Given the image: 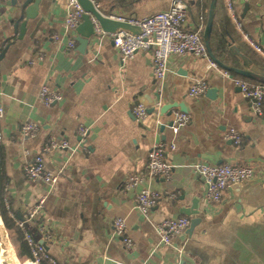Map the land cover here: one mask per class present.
<instances>
[{"label": "crops", "instance_id": "0c3cea01", "mask_svg": "<svg viewBox=\"0 0 264 264\" xmlns=\"http://www.w3.org/2000/svg\"><path fill=\"white\" fill-rule=\"evenodd\" d=\"M90 1L104 16L123 19L141 20L170 7L168 0ZM183 1V29L202 38L210 0ZM230 5L242 31L264 51V0H230ZM66 12L67 0H42L37 18L27 22L19 40L11 0L0 3V188L8 216L23 221L43 201L39 216L26 227L56 264H264V103L263 117L257 118L234 81L255 83L221 70L209 58L184 57L168 62L166 77L158 84L153 50L137 52L122 65L111 36L101 33L81 46L75 30L66 35ZM224 21L235 33L240 54L264 71V60L235 30L225 0H217L215 32ZM69 38L75 47L65 53ZM226 65L242 70L241 63ZM197 81L207 91L190 97ZM44 83L62 95L49 108L37 99ZM155 95L159 104L137 125L132 109L152 104ZM164 106L189 117L177 133L171 124L157 123ZM25 122L40 130L23 143ZM80 128L89 130L83 142ZM230 130L240 134L239 146L225 140ZM48 140L68 144L67 150H52L44 159L45 170L59 174L51 190L24 174V163ZM158 142L172 168L171 184L147 174L150 151ZM224 164L250 167L254 177L225 191L214 204L205 196L198 170ZM145 189L160 197L141 216L137 196ZM177 218L188 219V229L162 245L157 226ZM116 219L125 220L130 248L114 233ZM41 228L46 235L39 234Z\"/></svg>", "mask_w": 264, "mask_h": 264}, {"label": "built area", "instance_id": "2783aa9c", "mask_svg": "<svg viewBox=\"0 0 264 264\" xmlns=\"http://www.w3.org/2000/svg\"><path fill=\"white\" fill-rule=\"evenodd\" d=\"M9 0H0V3ZM170 2L169 10L166 13H158L141 20H130L123 18H109L128 26L140 29L139 35L130 33H119L111 36L113 47L119 52L122 65L125 61L130 60L137 52L153 50V76L158 84H161L167 74L168 62L175 58L194 57L207 59L206 50L202 38L197 33L186 32L183 24L186 16V5L183 0H168ZM228 13L235 30L241 36L242 40L249 46L253 53L264 60V51L253 42L243 31L239 20L235 17L230 0H225ZM87 15L77 5L75 0H67V12L65 18L66 35L72 34L78 27L82 17ZM93 22L94 34H101V30L97 23ZM57 38H55L56 40ZM75 42L69 38L64 42L63 51L70 53L74 50ZM39 61L44 60V56L38 57ZM30 63L29 65H31ZM1 85V78H0ZM234 85L240 91L242 97L249 101L251 110L257 118L263 117L264 103V85L250 84L242 80H235ZM207 91V86L202 81H197L189 89L190 97H198ZM1 95V93H0ZM38 101L49 108L62 99V95L58 91L51 90L45 83L39 88L37 94ZM3 114V108L0 105V118ZM134 122L137 125L143 124L148 116V109L143 105H136L132 109ZM157 123L165 126L172 125L174 133L184 127L189 117L187 114L171 110L168 114H157ZM39 127L32 122H25L21 129V140L32 138L39 132ZM87 128H80L78 136L80 142L88 135ZM225 140L231 142L235 146L241 143L239 133L230 130L225 135ZM66 142H56L48 140L40 149V152L34 158L24 163V174L32 183L42 184L50 190L59 179V174L53 175L48 173L44 168V159L52 150H67ZM174 150V147H170ZM25 155V152L23 153ZM202 177L205 187V196L208 201L217 204L222 200L225 191L240 186L253 179L254 171L247 166L218 165V166H202L198 170ZM147 174L149 177L160 178L164 182L171 184L173 182V172L170 164L166 161L164 146L161 142L155 143L150 151L147 163ZM134 184L137 179L134 178ZM134 184H131L133 186ZM160 195L153 190H142L137 196V211L141 216H146L153 210L158 203ZM174 199V196H169ZM4 207L8 209V202L4 199ZM43 201H40L35 207L30 209L23 221H17L10 215L13 222L22 234L23 241L29 249L30 257L17 264H56L55 260L47 253L44 246L34 239L28 231L26 225L37 219L42 211ZM189 227V220L186 218H177L165 221L157 226V233L160 237L161 244L168 246L172 239L178 234L184 232ZM113 229L116 236L122 238L126 248H130L132 242L129 237V230L125 224V220L116 219L113 222ZM39 234L46 235L43 228L39 229ZM49 238V236H47Z\"/></svg>", "mask_w": 264, "mask_h": 264}, {"label": "water", "instance_id": "95a60500", "mask_svg": "<svg viewBox=\"0 0 264 264\" xmlns=\"http://www.w3.org/2000/svg\"><path fill=\"white\" fill-rule=\"evenodd\" d=\"M80 9L87 13V15L82 17V24H80L76 29L75 33L79 36L78 43L81 46L88 45L91 38L95 37L93 22L98 24L101 33L104 35H116L119 33H130L132 35H139L141 33L140 29L128 26L124 23L111 20L109 18H119L117 16L106 17L100 13L95 5L90 0H75ZM42 0H25L23 3L18 4L16 0H11V6L15 9L16 15L14 20L17 25L14 27V32H16L19 27V40L22 38L28 21H34L38 16L39 7ZM217 0H210L208 19L205 30L203 32L202 41L206 50L207 57L211 60L221 70L232 73L236 76L247 79L256 84L264 85V71L263 68L257 63V61H252L250 59L244 58L234 45L235 43V33L230 28L229 24L225 21L222 23L223 27L220 32L214 31L213 20L214 12L216 11ZM130 20H136L135 16H131ZM37 22V26L38 23ZM37 28V27H36ZM35 28V29H36ZM236 62L241 63L242 70L228 66L226 64ZM154 102L147 107L148 114L153 112V108L159 104V96H154ZM171 106H164L160 112L161 115L168 114L170 112ZM229 144H232L229 142ZM187 214V213H185ZM197 214V213H194ZM193 214V215H194ZM1 223V219H0ZM2 226V223H1ZM3 228V226H2ZM4 230V228H3ZM5 232V231H4ZM6 236V233H5ZM6 245L9 250L8 260H3L2 257V242L0 241V264H17L16 258L13 250L6 237ZM182 260V259H181Z\"/></svg>", "mask_w": 264, "mask_h": 264}, {"label": "trees", "instance_id": "16d2710c", "mask_svg": "<svg viewBox=\"0 0 264 264\" xmlns=\"http://www.w3.org/2000/svg\"><path fill=\"white\" fill-rule=\"evenodd\" d=\"M110 1H114V0H110ZM94 2H96V0H94ZM186 12H187V10H186ZM112 16H115V15H112ZM0 187H1V183H0ZM5 198H6L5 194L1 191V188H0V219H1V223H2V226H3V228L7 234V238L9 240V243H10L11 248L13 250V253L15 255L16 261H17V263H21L30 257V253H29V249L27 248V246L25 245V243L23 241L21 232L17 228L16 224L14 222H12L10 217L8 216L9 208L6 209L4 207V199ZM8 207H9V205H8ZM16 220L21 221V219L18 220V218H16ZM10 231L14 232L15 238H17L16 241H14V237L12 236Z\"/></svg>", "mask_w": 264, "mask_h": 264}, {"label": "bare ground", "instance_id": "6f19581e", "mask_svg": "<svg viewBox=\"0 0 264 264\" xmlns=\"http://www.w3.org/2000/svg\"><path fill=\"white\" fill-rule=\"evenodd\" d=\"M0 241L2 242V257H3V260H8V257H9V250L7 248V245H6V236H5V232L1 226V223H0Z\"/></svg>", "mask_w": 264, "mask_h": 264}]
</instances>
